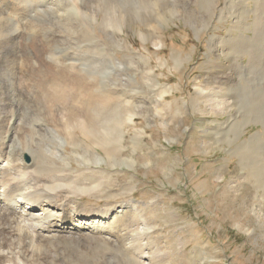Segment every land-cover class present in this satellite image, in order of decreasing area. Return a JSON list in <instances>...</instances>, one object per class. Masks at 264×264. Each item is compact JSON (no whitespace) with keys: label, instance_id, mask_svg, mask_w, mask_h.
<instances>
[{"label":"rangeland","instance_id":"obj_1","mask_svg":"<svg viewBox=\"0 0 264 264\" xmlns=\"http://www.w3.org/2000/svg\"><path fill=\"white\" fill-rule=\"evenodd\" d=\"M157 1L154 12L152 0H0V28L23 38L0 41L1 149L34 169L58 129L69 171L44 177L69 175L52 181L69 206L102 216L85 229L101 222L128 238L125 251L106 233L107 249L80 254L65 237L41 253L60 264H264V0ZM166 6L179 13L157 23ZM79 7L91 18L69 15ZM91 119L111 127L109 144L74 127Z\"/></svg>","mask_w":264,"mask_h":264},{"label":"bare ground","instance_id":"obj_2","mask_svg":"<svg viewBox=\"0 0 264 264\" xmlns=\"http://www.w3.org/2000/svg\"><path fill=\"white\" fill-rule=\"evenodd\" d=\"M2 1H5L4 4L7 5L12 3L11 1H9V3L8 0ZM39 1L43 0H18V2L23 4ZM148 6H151L154 9V12L160 9L157 0H152ZM73 9V13L69 15L72 16L77 14V17L91 18V16L84 13L83 7ZM163 11L164 13L162 15H158L159 17L156 20L157 23H160V21H166L168 15L179 13L175 6H166L162 9V12ZM248 12L255 16L254 22L251 25L254 27V36H258L259 27L257 26V23L259 20L258 16L261 13L259 4L254 3V8ZM246 14L247 11L245 12V15ZM245 15L241 17V20H243V18L246 20L247 17ZM62 17L65 16L60 14L58 19ZM12 26L13 25L0 28V41L14 42L15 40H23L22 36L18 34L17 29H14ZM245 26L247 27L249 24H246ZM152 29L154 30V28ZM32 33L33 27H30L28 29V34L31 35ZM241 38L250 40V37L248 36H242ZM230 45L232 46L234 43L231 41L230 44L228 43V46ZM48 68L49 67H47V69ZM89 79L91 78H88V80ZM56 95V100L63 103L64 93L59 91ZM74 127H79L85 134L87 133V135L93 136L96 140L103 141L105 144H109L110 141L113 140L114 135L113 132H111V127H109L108 124H106L105 127L101 125V132H98L97 124L94 122V119H91V122L87 125L77 124L74 125ZM29 130L33 131L32 129ZM51 131L53 134L52 138L57 141V147L54 149V152L50 153V155L41 153V155H39V158H41V164L34 165V169H32L33 166H27L23 164L24 162L21 163L23 160H20L19 155H14L10 150L1 149L0 147V164H4V167L0 170V264L5 262H9V264H26L29 261H32L35 264H54L51 260L49 261L50 258L53 259L54 262L58 261V264H60V261L57 259L59 258V252H57L58 254L56 256L54 253H51V255L53 254L54 256L43 255L41 253V248L48 244L53 246L56 242L60 244L62 243L61 239L65 237H67L66 239H68L73 245L78 247L80 254H83V252L81 253V248L84 249L87 245L89 246L90 242L97 245L99 244L100 248H106L110 237H113V240H116V244L122 245V251H125L126 249V247L124 249L123 244H125V241L128 239L127 236L125 234H120V231V233L118 231L113 232V235L112 232L110 233L108 230V232L106 231L107 235L109 236L111 234L112 236L108 237L106 235L108 237V239H106V233L104 234L102 232L103 230H107V226H104V223H87V225H90L93 230L97 229L96 232L85 229V226H83L80 221H85L86 219L90 221L95 219L96 216H98L96 215L98 213L97 210L83 208L79 205L70 207L68 204L70 200H68L67 197L69 193L65 195L66 191H63L64 189L62 185L64 184L62 183V185H59L52 183L53 179L54 181H60L63 180V178L69 177V175H66L69 171V158L64 154L65 149L63 146L65 142L60 131L54 128H52ZM7 132L8 131L6 130L5 134H7ZM118 136H120V133L115 135V137ZM29 156L34 158L32 155ZM94 160L96 163L100 159L95 157ZM54 170L58 174H66L51 177L50 179H48L50 176L48 178L44 177L45 175H43V173H45V171L53 172ZM65 186H67V189L70 190V192L71 190L74 192L86 190L85 188L68 187L69 185ZM73 203L72 205H74ZM34 209H37L39 214L34 215L32 213ZM98 217L102 219V216ZM137 236L138 235H136V238L134 239V246L132 243L130 244L133 246V253L141 245L139 243V237ZM58 250H61V248L58 247ZM64 252L65 251H63V253ZM125 254L127 256V253ZM132 258L133 257H131V260ZM131 263L138 264L137 258L134 257L133 262L131 261Z\"/></svg>","mask_w":264,"mask_h":264}]
</instances>
